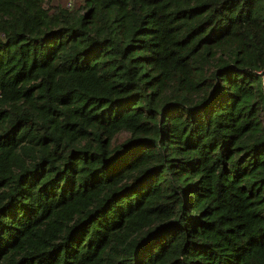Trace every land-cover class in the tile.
Returning <instances> with one entry per match:
<instances>
[{
  "label": "trees",
  "instance_id": "1",
  "mask_svg": "<svg viewBox=\"0 0 264 264\" xmlns=\"http://www.w3.org/2000/svg\"><path fill=\"white\" fill-rule=\"evenodd\" d=\"M65 2L0 0V264H264V0Z\"/></svg>",
  "mask_w": 264,
  "mask_h": 264
},
{
  "label": "rangeland",
  "instance_id": "2",
  "mask_svg": "<svg viewBox=\"0 0 264 264\" xmlns=\"http://www.w3.org/2000/svg\"><path fill=\"white\" fill-rule=\"evenodd\" d=\"M124 137H126V134L124 133V132H119V133H117L116 135H115V137H114V141L115 142H119V141H121Z\"/></svg>",
  "mask_w": 264,
  "mask_h": 264
},
{
  "label": "built area",
  "instance_id": "3",
  "mask_svg": "<svg viewBox=\"0 0 264 264\" xmlns=\"http://www.w3.org/2000/svg\"><path fill=\"white\" fill-rule=\"evenodd\" d=\"M42 1L43 3H45L47 0H42ZM71 3H72V0H66L65 5L70 7Z\"/></svg>",
  "mask_w": 264,
  "mask_h": 264
}]
</instances>
